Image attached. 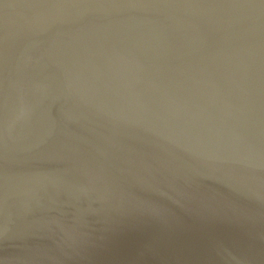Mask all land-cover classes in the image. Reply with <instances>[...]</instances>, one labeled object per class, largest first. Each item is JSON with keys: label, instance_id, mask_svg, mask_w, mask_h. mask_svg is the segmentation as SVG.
Returning <instances> with one entry per match:
<instances>
[{"label": "water", "instance_id": "95a60500", "mask_svg": "<svg viewBox=\"0 0 264 264\" xmlns=\"http://www.w3.org/2000/svg\"><path fill=\"white\" fill-rule=\"evenodd\" d=\"M0 264H264V0H0Z\"/></svg>", "mask_w": 264, "mask_h": 264}]
</instances>
